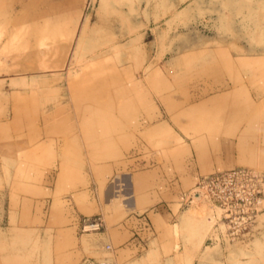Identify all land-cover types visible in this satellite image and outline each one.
I'll return each mask as SVG.
<instances>
[{
    "label": "rangeland",
    "instance_id": "374dc122",
    "mask_svg": "<svg viewBox=\"0 0 264 264\" xmlns=\"http://www.w3.org/2000/svg\"><path fill=\"white\" fill-rule=\"evenodd\" d=\"M242 168L231 241L198 183ZM85 258L264 264V0H0V264Z\"/></svg>",
    "mask_w": 264,
    "mask_h": 264
},
{
    "label": "built area",
    "instance_id": "2783aa9c",
    "mask_svg": "<svg viewBox=\"0 0 264 264\" xmlns=\"http://www.w3.org/2000/svg\"><path fill=\"white\" fill-rule=\"evenodd\" d=\"M257 175L250 169H234L211 174L198 183L201 195L207 196L221 210L222 219L227 226L226 237L233 241L249 232L247 225L254 222L260 203L261 189L252 183ZM101 216L84 217L80 222L82 231H95L102 227ZM110 250V245H106ZM80 264H117L109 258H85Z\"/></svg>",
    "mask_w": 264,
    "mask_h": 264
},
{
    "label": "bare ground",
    "instance_id": "6f19581e",
    "mask_svg": "<svg viewBox=\"0 0 264 264\" xmlns=\"http://www.w3.org/2000/svg\"><path fill=\"white\" fill-rule=\"evenodd\" d=\"M231 63H232V62H231ZM231 63H230V64H231ZM208 64H210V63H208ZM227 67H228V66H227ZM146 68H147V67H146ZM146 68H145V69H146ZM147 69H148V68H147ZM228 69H229V68H228ZM159 74H160V73H159ZM161 80H162V79H161ZM174 81H175V80H174ZM170 82H171V81H170ZM175 85H176V83H175ZM174 90H175V89H174ZM174 90H173V91H174ZM230 93H231V92H230ZM134 95H135V94H134ZM175 97H176V96H175ZM179 110H180V109H179ZM177 111H178V110H177ZM177 111H175V112H177ZM146 117H147V116H146ZM170 117H171V116H170ZM175 121H176V120H175ZM185 121H186V120H185ZM173 123H174V121H173ZM179 124H180V123H179ZM179 124H178V125H179ZM183 124H184V123H183ZM175 125H176V124H175ZM179 126H180V125H179ZM161 128H162V127H161ZM160 130H163V129H160ZM164 131H165V130H164ZM159 133L162 134V131L159 132ZM166 133H168V132H166ZM162 135H163V134H162Z\"/></svg>",
    "mask_w": 264,
    "mask_h": 264
},
{
    "label": "crops",
    "instance_id": "0c3cea01",
    "mask_svg": "<svg viewBox=\"0 0 264 264\" xmlns=\"http://www.w3.org/2000/svg\"><path fill=\"white\" fill-rule=\"evenodd\" d=\"M196 253L195 252H189L187 253L188 256H192V255H195ZM192 262L194 263L195 262V258L192 259Z\"/></svg>",
    "mask_w": 264,
    "mask_h": 264
},
{
    "label": "water",
    "instance_id": "95a60500",
    "mask_svg": "<svg viewBox=\"0 0 264 264\" xmlns=\"http://www.w3.org/2000/svg\"><path fill=\"white\" fill-rule=\"evenodd\" d=\"M200 197H201L200 193H196L195 195H193L194 199H197V198H200Z\"/></svg>",
    "mask_w": 264,
    "mask_h": 264
}]
</instances>
